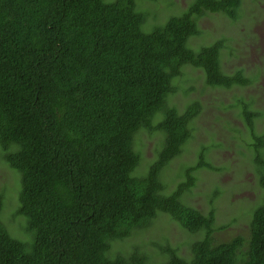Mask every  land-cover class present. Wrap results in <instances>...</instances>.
I'll return each instance as SVG.
<instances>
[{"label": "trees", "instance_id": "1", "mask_svg": "<svg viewBox=\"0 0 264 264\" xmlns=\"http://www.w3.org/2000/svg\"><path fill=\"white\" fill-rule=\"evenodd\" d=\"M240 3L189 0L148 31L149 10L141 0H0V153L18 176L12 218H21L28 236L15 237L0 219V264H264L258 113L241 103L246 147L263 191L250 210L245 252L241 236L214 242L223 228L216 211L205 213L185 199L196 171L224 170L207 158L213 145H199L195 163L175 176L172 190L163 177L191 142V123L201 113L198 101L181 112L170 103L182 69H199L211 88L251 82L241 70L222 72L221 39L195 47L190 40L201 38L198 21L207 13L235 20ZM140 131L160 138L154 160L136 174ZM3 206L0 190V215ZM159 214L189 233L188 257L150 238L154 262L144 244L125 242L152 227ZM121 242L129 248L116 245Z\"/></svg>", "mask_w": 264, "mask_h": 264}, {"label": "rangeland", "instance_id": "2", "mask_svg": "<svg viewBox=\"0 0 264 264\" xmlns=\"http://www.w3.org/2000/svg\"><path fill=\"white\" fill-rule=\"evenodd\" d=\"M141 2L142 8L149 10L146 27L149 31L151 27L172 16L173 10L181 12L186 9L189 0ZM238 11L239 17L235 20L211 12L199 19L201 38H191V47L203 41L205 44L201 46L210 45L221 39L219 61L222 72L232 74L241 70L251 82L229 89L211 88L204 83L199 69L191 66L182 69V76L175 79L176 92L170 103L181 112L188 102L198 101L201 113L191 123V142L164 169L163 177L167 190H172L179 181L175 176H180L183 169L195 163V150L199 145H213L207 151V158L212 165L222 166L224 170L196 171V186L191 190V195L185 194V199L205 213L210 209L216 211V224L223 225V228L215 232L214 242H225L241 236L244 240L241 251L245 252L249 240L250 210L259 204L263 191L258 183L257 168L252 161L253 153L246 147L249 134L240 112L241 103H246L248 110L258 113L253 120L255 132H264V0H241ZM157 138H160V134L142 131L135 137L134 148L139 151L141 158L136 174H143L147 165L154 160L155 151L158 150ZM17 182V174L7 167L0 153V190L4 194L0 219L15 237L24 239L28 236L22 229L21 218H12L16 207ZM216 191L219 194L209 205L210 195ZM190 237L166 214H159L152 227L134 233L125 242L144 244L146 252L156 262L155 245L150 243V238L160 244L168 243L178 249L179 255L188 257ZM198 237L196 235L193 240ZM121 244L116 245L129 248L127 244Z\"/></svg>", "mask_w": 264, "mask_h": 264}]
</instances>
